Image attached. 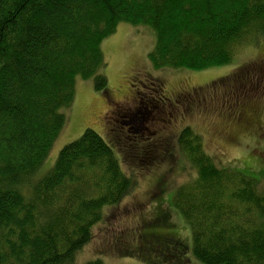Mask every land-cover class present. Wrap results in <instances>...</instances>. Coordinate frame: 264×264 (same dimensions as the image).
I'll list each match as a JSON object with an SVG mask.
<instances>
[{"label":"trees","instance_id":"1","mask_svg":"<svg viewBox=\"0 0 264 264\" xmlns=\"http://www.w3.org/2000/svg\"><path fill=\"white\" fill-rule=\"evenodd\" d=\"M121 24L154 32V69L201 72L264 38V0H0V264H76L104 209L135 189L92 129L44 170L77 80L108 90L102 44ZM178 145L198 173L171 200L190 228L192 256L264 264L260 177L217 168L190 128Z\"/></svg>","mask_w":264,"mask_h":264},{"label":"rangeland","instance_id":"2","mask_svg":"<svg viewBox=\"0 0 264 264\" xmlns=\"http://www.w3.org/2000/svg\"><path fill=\"white\" fill-rule=\"evenodd\" d=\"M155 42L149 27L129 24L103 42L108 90L97 92L93 80H77L66 126L44 165L51 168L64 146L92 129L135 181L129 195L104 209L76 264H202L191 254L190 228L171 201L198 176L178 145L188 128L217 168L258 175L264 190V38L238 46L230 65L201 72L154 69L148 56ZM246 102L255 118L245 128L236 122ZM145 108L153 120L123 129L125 114L141 118Z\"/></svg>","mask_w":264,"mask_h":264},{"label":"flooded vegetation","instance_id":"3","mask_svg":"<svg viewBox=\"0 0 264 264\" xmlns=\"http://www.w3.org/2000/svg\"><path fill=\"white\" fill-rule=\"evenodd\" d=\"M238 94L235 93V99L237 98L238 99ZM137 101H135L136 103ZM142 106L144 104V102H141L140 103ZM150 105H152L151 102H149ZM243 106L242 109L240 110L239 112V115L237 116V125L238 124H241L242 122L243 123H246L245 124V128L246 127H249L252 125V119L255 118V109H251L252 107L250 106V103H245V104H240V106ZM142 114V117L140 118L138 116V114L136 113H133L132 111L129 112L128 114H125V121L122 122V126H123V129L125 128V126H136L137 123H142V121H148L150 118H152L153 120V115L149 112V110H147L146 108L144 109V112L141 113ZM151 120V119H150Z\"/></svg>","mask_w":264,"mask_h":264}]
</instances>
